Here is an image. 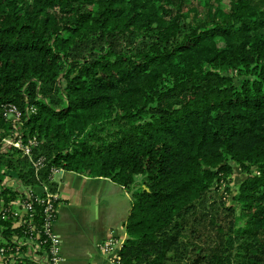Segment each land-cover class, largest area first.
<instances>
[{
    "label": "trees",
    "instance_id": "obj_1",
    "mask_svg": "<svg viewBox=\"0 0 264 264\" xmlns=\"http://www.w3.org/2000/svg\"><path fill=\"white\" fill-rule=\"evenodd\" d=\"M17 129L39 174L4 149ZM231 162L240 208L203 254L180 223ZM52 169L131 194L121 264H264V0H0V212L11 180L57 193ZM25 232L0 216V247Z\"/></svg>",
    "mask_w": 264,
    "mask_h": 264
},
{
    "label": "crops",
    "instance_id": "obj_2",
    "mask_svg": "<svg viewBox=\"0 0 264 264\" xmlns=\"http://www.w3.org/2000/svg\"><path fill=\"white\" fill-rule=\"evenodd\" d=\"M53 183L60 197L54 231L62 242L61 264H117L102 245L114 240L122 252L128 238L131 194L110 179L71 172L55 175ZM44 192L43 186L35 189L38 195ZM0 264H5L1 258Z\"/></svg>",
    "mask_w": 264,
    "mask_h": 264
},
{
    "label": "built area",
    "instance_id": "obj_3",
    "mask_svg": "<svg viewBox=\"0 0 264 264\" xmlns=\"http://www.w3.org/2000/svg\"><path fill=\"white\" fill-rule=\"evenodd\" d=\"M4 116L12 121L16 128L23 118V113L17 106L8 105L4 109ZM16 131L13 137L4 140V149L15 148L21 151L32 163L36 174H39L46 167V161L44 158L38 160L33 158V150L37 147L36 139H30L26 143L18 129ZM62 172L64 171L61 169H52V181L55 175ZM9 183H13L15 189L22 193L10 203L9 208H2L0 216L5 220L10 215L15 219L16 226H24L26 232L24 238L13 239V246L6 247L5 242L0 247V258L5 264H25L26 261H32L33 264H61L62 242L54 231L58 217L56 204L60 201L59 194L53 193L46 185L39 186L41 188L43 186L45 192L43 195H38L35 193L36 188H25L16 180H11ZM102 250L110 255L114 262L121 264V253L117 249V242L109 240L102 245Z\"/></svg>",
    "mask_w": 264,
    "mask_h": 264
},
{
    "label": "rangeland",
    "instance_id": "obj_4",
    "mask_svg": "<svg viewBox=\"0 0 264 264\" xmlns=\"http://www.w3.org/2000/svg\"><path fill=\"white\" fill-rule=\"evenodd\" d=\"M223 2L227 5V1ZM197 4H201V2ZM231 165L234 169L231 183L229 185L226 183H222L219 186L214 185L208 195L209 200L206 199L205 202L196 205L192 209L194 213L186 221L180 223V227L183 226V230L178 240L190 246L191 249L194 246L204 249L203 254H206L207 249L215 246L214 234L216 230L213 231L212 227H215V225H225L232 219L231 214L226 209L230 207L240 208L235 201V197L238 194L239 186L246 179L247 175L234 162H231ZM36 188L42 189L41 187ZM130 204L131 202L127 200L124 206L128 208ZM191 252L190 261L192 262L195 259L196 253ZM170 257L174 258L175 256L171 254ZM174 263L175 260L172 259L168 264Z\"/></svg>",
    "mask_w": 264,
    "mask_h": 264
}]
</instances>
